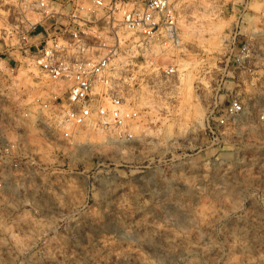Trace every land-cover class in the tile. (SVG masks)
Instances as JSON below:
<instances>
[{
  "label": "rangeland",
  "instance_id": "rangeland-1",
  "mask_svg": "<svg viewBox=\"0 0 264 264\" xmlns=\"http://www.w3.org/2000/svg\"><path fill=\"white\" fill-rule=\"evenodd\" d=\"M177 2L181 72L142 85L151 103L135 140L22 130L30 171L0 189V264H264V0ZM10 6L0 1V92L12 81L16 93L38 71L29 43L6 33ZM236 96L245 111L223 125Z\"/></svg>",
  "mask_w": 264,
  "mask_h": 264
},
{
  "label": "built area",
  "instance_id": "built-area-1",
  "mask_svg": "<svg viewBox=\"0 0 264 264\" xmlns=\"http://www.w3.org/2000/svg\"><path fill=\"white\" fill-rule=\"evenodd\" d=\"M0 1L12 3L7 35L29 43L38 71L16 93L12 81L1 87L0 189L22 186L29 176L31 158L20 138L27 126L66 140L81 128L113 127L133 141L131 126L151 103L144 101L142 85L153 87L181 72L175 53L185 42L177 0ZM242 50L249 63L259 55L249 43ZM244 111V100L233 97L220 123ZM259 118L264 121V95Z\"/></svg>",
  "mask_w": 264,
  "mask_h": 264
},
{
  "label": "bare ground",
  "instance_id": "bare-ground-1",
  "mask_svg": "<svg viewBox=\"0 0 264 264\" xmlns=\"http://www.w3.org/2000/svg\"><path fill=\"white\" fill-rule=\"evenodd\" d=\"M183 34H184V33H183ZM183 37H184V36H183ZM30 78H31V77H30ZM31 82H32V81H31ZM133 127H134V124L131 126V128L133 129ZM86 128H87V127H86ZM89 128L91 129L90 126H89ZM92 129H93V127H92ZM79 130H80V137H86V136H87V137H88V136H89V137H93V136H92V133H87V134H85L86 132L84 133L83 128H81V129H79ZM91 132H92V131H91ZM139 138H140V137H139ZM114 218L116 219L117 217H114ZM116 220H117V219H116ZM121 229H123V228H121ZM138 237H139V236H138Z\"/></svg>",
  "mask_w": 264,
  "mask_h": 264
}]
</instances>
